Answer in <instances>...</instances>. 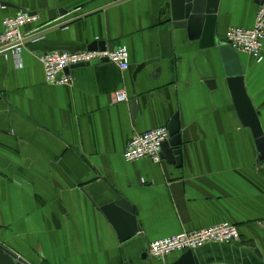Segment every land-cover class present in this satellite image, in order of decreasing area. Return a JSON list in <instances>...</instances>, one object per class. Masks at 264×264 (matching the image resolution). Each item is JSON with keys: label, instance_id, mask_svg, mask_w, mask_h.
Here are the masks:
<instances>
[{"label": "crops", "instance_id": "crops-1", "mask_svg": "<svg viewBox=\"0 0 264 264\" xmlns=\"http://www.w3.org/2000/svg\"><path fill=\"white\" fill-rule=\"evenodd\" d=\"M111 3L0 0V33L8 17H39L19 55L0 53V246L29 264H177L184 254L156 261L150 243L228 223L241 240L196 250L195 262L264 264V160L218 48L175 28L170 0H130L68 25ZM258 9L220 0L217 38L252 28ZM96 40L126 49L129 69L76 66L72 86L46 81L42 54ZM237 56L264 132V61ZM120 91L128 103H114ZM176 116L179 157L125 161L135 135ZM117 204L129 218L105 212Z\"/></svg>", "mask_w": 264, "mask_h": 264}, {"label": "built area", "instance_id": "built-area-1", "mask_svg": "<svg viewBox=\"0 0 264 264\" xmlns=\"http://www.w3.org/2000/svg\"><path fill=\"white\" fill-rule=\"evenodd\" d=\"M39 17L20 13L3 21V32L0 33V51L19 55L26 41L23 32L25 27L36 24ZM35 41V40H34ZM227 42L238 54L251 57L257 64L264 61V3L259 6L254 25L250 29L231 28L227 34ZM45 70L46 81L57 86H72V76L66 70L72 67L96 62L111 64L122 71L129 69V54L126 49L113 52L84 51L76 53H50L39 58ZM129 98L124 91L114 95L115 104L128 103ZM170 140L166 128L154 129L143 134L135 135L129 142L124 153L127 163L150 160L154 164L162 163V148ZM241 240L240 231L236 226L223 223L204 230L154 241L150 243L148 256L154 260H165L175 254L195 252L211 244L228 245Z\"/></svg>", "mask_w": 264, "mask_h": 264}, {"label": "water", "instance_id": "water-1", "mask_svg": "<svg viewBox=\"0 0 264 264\" xmlns=\"http://www.w3.org/2000/svg\"><path fill=\"white\" fill-rule=\"evenodd\" d=\"M130 0H112V3L104 6L94 12L85 14L81 17L76 18L74 21L70 22L68 25L76 23L78 21L92 17L98 13H101L111 7L120 5ZM220 0H170V7L173 14L174 27L177 29H187L192 34L202 35V47H212L218 48L222 61L224 62V67L226 71L227 78H229V83L233 87V93L236 98L239 110L242 117L248 122L251 127L254 137L256 139V145L260 153L261 160H264V132L260 126L259 118L257 112L255 111L251 100L247 94L245 83H244V73L239 62L237 53L230 47L228 42H221L216 36L217 29V13L218 5ZM264 3V0H254L256 6H260ZM28 13V12H22ZM66 14V12L61 11V14ZM29 15H32L28 13ZM64 14V15H65ZM67 24L59 26V28L68 27ZM43 35V34H42ZM41 35V36H42ZM37 37H35L36 40ZM119 48L112 44H108L105 41L96 40L88 47V51H108L113 52ZM4 51H0L3 53ZM100 62L87 64L83 66L90 65H100ZM82 66V65H80ZM79 67V66H78ZM69 69H71L69 67ZM66 70V72L69 71ZM185 124L180 120L179 117H175L171 124L169 125L168 131L170 140L165 142L162 148V157H166L171 160L174 157H179L182 154L181 150V128H184ZM122 205V206H121ZM117 204V206H109L106 211L110 215H115L117 211L121 212V209L129 211V208L125 207L123 204ZM120 209H117V208ZM130 212V211H129ZM125 217L129 218V214L124 213ZM147 256V255H146ZM144 256V257H146ZM0 264H29L24 259L20 258L16 254L9 252V250L0 246ZM177 264H198L194 260V252L185 253L181 260Z\"/></svg>", "mask_w": 264, "mask_h": 264}]
</instances>
